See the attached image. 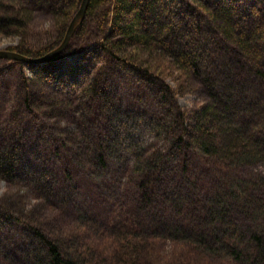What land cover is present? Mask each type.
Instances as JSON below:
<instances>
[{"label": "trees", "instance_id": "16d2710c", "mask_svg": "<svg viewBox=\"0 0 264 264\" xmlns=\"http://www.w3.org/2000/svg\"><path fill=\"white\" fill-rule=\"evenodd\" d=\"M81 4L0 0V34L20 37L12 50L42 56L61 44ZM34 9L52 18L57 38L51 47L35 50L28 43ZM90 43L96 47L81 59L89 58L88 68L78 78L57 80L75 106L73 116L92 122L93 146L76 152L91 173L95 168L96 175L123 178L125 196L134 193L139 199L132 211L120 203L107 221L81 210L80 226L48 229L19 214L16 222L27 224L29 236L20 256L8 244L0 264H157L159 246L166 240L181 246L185 264L223 258L264 264V176L238 174L248 164L264 162V0H90L68 48L43 64V72L51 76L48 65L67 53L83 52ZM115 66L130 70L135 82L131 103L140 106L129 110L166 143L162 151L131 142V155L119 168L113 161L115 155L122 157L119 133L106 124L113 110L107 84ZM28 82L22 71L13 86V102L0 112V126L38 116ZM193 91L203 95V103L182 107L176 97ZM52 140L56 146H71ZM3 144L0 181L24 176L39 194L56 190L49 158L45 169L24 165L20 142ZM50 150L72 175L70 153ZM208 173L217 178L206 180ZM257 184L262 193L253 195ZM238 202L246 204V228L232 216ZM0 206V215L14 217L12 207ZM167 212L180 222L166 220Z\"/></svg>", "mask_w": 264, "mask_h": 264}, {"label": "rangeland", "instance_id": "374dc122", "mask_svg": "<svg viewBox=\"0 0 264 264\" xmlns=\"http://www.w3.org/2000/svg\"><path fill=\"white\" fill-rule=\"evenodd\" d=\"M34 10V20L30 30L31 34L28 36V43L35 50L51 47L57 38L52 18L45 10ZM158 14H161L160 10ZM20 43V37L0 34V49H11ZM77 45L81 46V44ZM95 47V44L90 43L83 52L67 53L51 63L48 65L52 72L51 76L43 72L44 65L18 64L12 60L0 59V112H3L13 102L15 98L13 86L22 75V71L29 79L28 85L33 93L34 107L38 109L36 117L17 118L9 126H0V146L4 145L3 142H10L12 139L19 141L23 150L24 165L31 163L45 169L48 167L45 158H49L54 163L53 172L57 177L56 190L44 189L41 194L30 186L31 182L24 176L15 181L6 179L0 181V205L6 204L15 210L14 217L0 215V261L2 252L10 243L13 244V247L9 250L20 256L24 237L29 236L27 224L19 225L16 222V217L19 214L28 216L32 222L41 224L48 229L61 227L63 224L80 226L78 217H80L81 210L87 211L102 221H107L106 219L118 210L120 203L125 204V210L132 211L134 204L139 199V195L134 193L130 198L125 196L127 192L124 189L123 178L117 177L116 180H113L106 174L100 175L99 171H96L98 174L96 175L95 168L91 173L86 165L81 164L80 156L76 152L77 150L82 152L83 149L93 146L90 137L92 122L87 119L80 121L79 117L76 119L73 116L72 110L75 106L63 95L64 91L57 84V80L61 76L78 78L80 73L89 66V58L86 61H81L82 56H86V53L93 51ZM128 72L131 71L128 70ZM128 72L115 66L109 73L107 84L108 94H110V98L112 97L110 103L113 110L111 119L106 124L109 130L119 133L117 143L120 144L118 150L122 156L115 155L113 161L116 163V168L121 166L125 157H130V144L133 141L150 144V147H156L162 151L166 147V143L146 124L145 119L129 110L130 108L136 110L140 105L131 103V95L134 94L136 86ZM176 100L182 107L192 109L199 107L203 103L204 97L201 93L193 91L178 95ZM48 130L51 131L50 134ZM128 132H130L129 135H127ZM52 135L60 141L71 142V146H68L71 150L66 145L56 146ZM52 148L61 152L67 150L70 153V157L73 158L72 175L68 174L64 165L50 150ZM240 170L238 174H245L249 177L258 174L264 176V162L248 164ZM215 178H217L216 174L208 173L205 179L213 182ZM260 186L259 184L252 185L253 195L262 193ZM18 201H20L19 204ZM245 207L244 202H238L232 212L233 218L242 228H246L250 223ZM29 212L35 213L30 214ZM150 215L147 219L152 221V214ZM176 217L173 212L165 213L166 220H171L173 224L180 222V219ZM159 247L160 254L156 260L157 264H185L181 261L187 260V257L184 256L181 246H177L175 242L166 240ZM192 264L236 263L223 258L213 261L200 259V261L195 260Z\"/></svg>", "mask_w": 264, "mask_h": 264}, {"label": "water", "instance_id": "95a60500", "mask_svg": "<svg viewBox=\"0 0 264 264\" xmlns=\"http://www.w3.org/2000/svg\"><path fill=\"white\" fill-rule=\"evenodd\" d=\"M89 4H90V0H82L81 7L76 13V15L74 16V18L72 19L63 41L61 42L60 45L53 48L46 54L42 56L34 57V56H28L18 51H14L10 49H0V59H6V60L11 59L14 61L30 63V64H43V63H47L50 60L56 58L57 56L62 54L67 49L75 33L77 23L80 20L84 19V17L86 16Z\"/></svg>", "mask_w": 264, "mask_h": 264}]
</instances>
